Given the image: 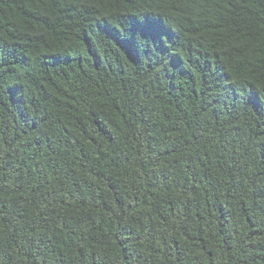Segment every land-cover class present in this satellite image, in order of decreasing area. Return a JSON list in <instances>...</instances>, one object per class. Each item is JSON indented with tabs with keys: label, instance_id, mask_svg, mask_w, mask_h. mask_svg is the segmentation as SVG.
Here are the masks:
<instances>
[{
	"label": "trees",
	"instance_id": "obj_1",
	"mask_svg": "<svg viewBox=\"0 0 264 264\" xmlns=\"http://www.w3.org/2000/svg\"><path fill=\"white\" fill-rule=\"evenodd\" d=\"M0 264H264V0H0Z\"/></svg>",
	"mask_w": 264,
	"mask_h": 264
}]
</instances>
